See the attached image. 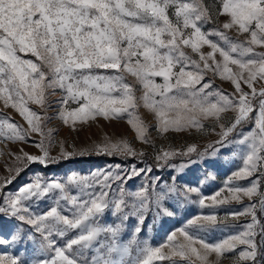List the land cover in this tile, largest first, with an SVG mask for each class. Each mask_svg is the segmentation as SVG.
<instances>
[{"label":"snow or ice","instance_id":"6c2138e0","mask_svg":"<svg viewBox=\"0 0 264 264\" xmlns=\"http://www.w3.org/2000/svg\"><path fill=\"white\" fill-rule=\"evenodd\" d=\"M0 105V143L31 140L39 150L9 153L12 166L0 176V264H264V0H0ZM98 118L126 121L136 141L155 149V167L36 176L11 189L32 164L89 154L144 162L146 153L126 138L106 135L90 150L69 151L48 126L59 120L76 131ZM150 128L218 139L203 149H165ZM222 149L241 166L205 196L202 181H184L185 169L217 163ZM165 169L175 174L154 175ZM136 178L140 186L129 190ZM233 202L243 207L231 209ZM185 203L211 211L188 218L160 245L141 238L149 218L172 217ZM213 232L225 235L209 242Z\"/></svg>","mask_w":264,"mask_h":264},{"label":"rangeland","instance_id":"374dc122","mask_svg":"<svg viewBox=\"0 0 264 264\" xmlns=\"http://www.w3.org/2000/svg\"><path fill=\"white\" fill-rule=\"evenodd\" d=\"M215 85L223 89L225 92H232L233 86L230 82L222 81L216 78ZM53 101L59 99V94L52 98ZM2 108V105H0ZM4 112L10 114L14 121L21 124H25L22 118L12 109H3ZM55 111V105L53 108ZM140 115L150 126L155 124V120L152 114L148 113L146 109L141 108ZM51 114V112H50ZM230 115V114H229ZM210 123V122H206ZM26 126V124H25ZM49 127L56 130L58 133L56 138L65 143V147L71 151L72 145H75L77 151L82 149H91L93 145L103 142L105 136L111 137L113 140L119 138H126L133 143V146L137 150H143L146 153L144 162L140 163L137 159L125 158V157H113L107 155L89 154L85 156H76L70 160H63L59 163L50 164L45 167L39 164H32L27 171L21 173L19 178L11 185V189H17L26 182L34 179L36 176H41L47 180L57 179L63 180L67 174L75 171L81 174H89L96 170H104L108 168H115L116 165H121L125 169L130 165H136L137 167L153 166L155 167L154 155L155 149L149 145H145L135 140L134 131L126 123V121H105L102 118H98L96 122H89L88 124L79 125L76 131H73L67 126H64L59 120H52ZM150 136L155 141L156 147H163L167 149L169 146L177 149L183 148L186 145L196 143L201 149L206 147L209 143L218 139L214 134L209 132H199L195 129L185 132H169L164 136H160L154 128H150ZM38 139V137H35ZM4 147L8 148L9 153L18 152L20 148L30 154H39V150L34 146L30 140L28 144H12L10 142L0 143V151L4 152ZM59 146L57 145L52 149V155L57 156L59 154ZM0 156V176L8 175L6 171L7 167L12 166L13 157L8 154L6 158ZM195 159V156H193ZM217 163L209 165L204 162L193 163L185 169L184 181L195 184L196 181H202L200 184L201 193L205 196H211L219 189L223 188L227 178L232 172L236 171L241 166V161L234 157L230 150L222 149L218 156L215 158ZM175 163L186 162L185 158H177ZM174 171L171 169H165L164 171H155L154 175L161 176L164 180H168L171 175H174ZM211 174L215 178H207ZM141 179L136 178L130 181L127 185L129 190L137 189L141 184ZM241 186H248L249 181H238ZM222 195H227V192H223ZM244 203H248L247 200ZM43 208L44 205L42 204ZM243 205L233 204L231 209H239ZM230 209L221 208L218 209L219 213L223 215L225 211ZM175 215L172 217H165L161 220H157L155 223L151 222L149 218L148 226L141 234L142 239H147L153 245H160L166 242V236L174 229L179 228L188 219L197 214L207 213L210 209H201L197 203H185L177 204L175 209ZM114 219V218H113ZM244 219L241 218L240 223H244ZM235 231V230H233ZM225 233L213 232L206 236L209 242H215L222 238ZM125 239L130 238L125 233ZM213 259V258H210ZM158 264H168L167 261L158 262Z\"/></svg>","mask_w":264,"mask_h":264},{"label":"bare ground","instance_id":"6f19581e","mask_svg":"<svg viewBox=\"0 0 264 264\" xmlns=\"http://www.w3.org/2000/svg\"><path fill=\"white\" fill-rule=\"evenodd\" d=\"M9 154V151H8V148L7 147H4V155L3 157L6 158ZM4 158H3V161H4Z\"/></svg>","mask_w":264,"mask_h":264}]
</instances>
